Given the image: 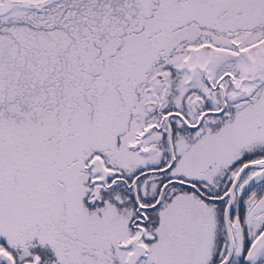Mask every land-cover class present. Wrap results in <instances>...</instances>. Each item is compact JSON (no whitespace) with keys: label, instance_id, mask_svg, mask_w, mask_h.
I'll use <instances>...</instances> for the list:
<instances>
[{"label":"snow or ice","instance_id":"snow-or-ice-1","mask_svg":"<svg viewBox=\"0 0 264 264\" xmlns=\"http://www.w3.org/2000/svg\"><path fill=\"white\" fill-rule=\"evenodd\" d=\"M0 264H264V0H0Z\"/></svg>","mask_w":264,"mask_h":264}]
</instances>
